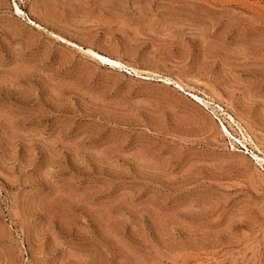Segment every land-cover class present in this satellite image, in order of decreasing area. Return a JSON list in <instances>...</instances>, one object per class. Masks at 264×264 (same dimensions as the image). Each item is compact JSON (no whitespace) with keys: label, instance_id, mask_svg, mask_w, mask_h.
Masks as SVG:
<instances>
[{"label":"rangeland","instance_id":"rangeland-1","mask_svg":"<svg viewBox=\"0 0 264 264\" xmlns=\"http://www.w3.org/2000/svg\"><path fill=\"white\" fill-rule=\"evenodd\" d=\"M252 154L264 0H0V264H264Z\"/></svg>","mask_w":264,"mask_h":264},{"label":"bare ground","instance_id":"bare-ground-1","mask_svg":"<svg viewBox=\"0 0 264 264\" xmlns=\"http://www.w3.org/2000/svg\"><path fill=\"white\" fill-rule=\"evenodd\" d=\"M16 11L17 12H21V10L18 8L17 5H15ZM70 44H72L73 46L77 47L78 49H80L81 51H83L84 53L88 54L92 59H94L96 62L114 67V68H120L123 71H125L126 73L132 74L136 77L142 78V79H156L158 81L164 82L166 84L168 83H173L176 86H179V84L176 83V81L172 80L170 77L168 76H162L156 73H149L148 71L145 72L140 71L134 67L128 66L125 63H123L120 59L115 58L110 56L109 54H106L104 52H101L99 50H96L92 47H83L80 44L76 43V42H72V41H67ZM192 98H194L197 102L201 103L203 102L204 105H206L207 103L203 101V99L201 97H199L196 94H191ZM224 127V126H223ZM225 130V129H224ZM253 158L255 159V161H257L260 164H264V158L260 157L258 154H252Z\"/></svg>","mask_w":264,"mask_h":264}]
</instances>
